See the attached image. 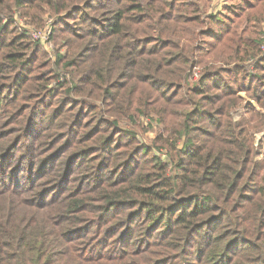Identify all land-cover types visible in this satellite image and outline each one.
<instances>
[{"label":"trees","instance_id":"1","mask_svg":"<svg viewBox=\"0 0 264 264\" xmlns=\"http://www.w3.org/2000/svg\"><path fill=\"white\" fill-rule=\"evenodd\" d=\"M231 3L0 0V264H264V0Z\"/></svg>","mask_w":264,"mask_h":264},{"label":"rangeland","instance_id":"2","mask_svg":"<svg viewBox=\"0 0 264 264\" xmlns=\"http://www.w3.org/2000/svg\"><path fill=\"white\" fill-rule=\"evenodd\" d=\"M207 2L206 7H207V14H223L224 12V8L228 7L230 5H232L231 0H205ZM55 18H46V21H44V24H48V25H52L55 22ZM15 23L17 26H20L22 28H27V26H25L22 21H20L18 18H15ZM52 27V26H51ZM19 28V27H18ZM262 29L259 30L260 33L264 32V24H262ZM27 31H29L31 38L33 41L38 42V44L41 47V50L43 52L46 53L48 60L50 61H54V55H53V50H54V45L51 41V38L49 36V38L46 40L44 37H42V35L40 34H35V32L39 31V30H35L31 27H29L27 29ZM42 38V40L36 39L37 37ZM50 39V40H49ZM239 97L242 99V102L240 103V105L233 111V118L234 120H238L241 116L245 115V109L244 107L246 105L251 106L254 111L257 113H262L263 114V121H264V111H261L254 102L250 101L249 99H247L245 97L244 94H239ZM259 121V119L257 120ZM143 124H144V129H146V131L144 133L141 132V134H138V138L143 141V142H149L150 140H153L157 134V130L159 129L158 124L151 120V119H143ZM151 124L152 128L148 125ZM147 125V126H146ZM148 128V129H147ZM254 144L257 146L256 147V155H255V159L256 160H261L264 159V127L261 129H257L254 133ZM261 144V145H259ZM259 145V146H258ZM164 158V157H163Z\"/></svg>","mask_w":264,"mask_h":264},{"label":"built area","instance_id":"3","mask_svg":"<svg viewBox=\"0 0 264 264\" xmlns=\"http://www.w3.org/2000/svg\"><path fill=\"white\" fill-rule=\"evenodd\" d=\"M35 34H39V35L41 34L42 37H44L47 40L48 37L51 35V31H50L49 25L45 26V28L43 30H41L39 32H35ZM38 38H39V40H42V38H40V36L37 37L36 39H38Z\"/></svg>","mask_w":264,"mask_h":264}]
</instances>
